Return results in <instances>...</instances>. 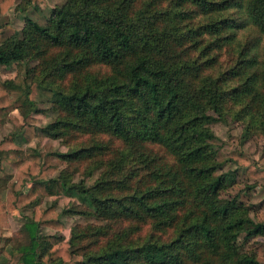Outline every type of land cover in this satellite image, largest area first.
Returning a JSON list of instances; mask_svg holds the SVG:
<instances>
[{
    "label": "trees",
    "instance_id": "16d2710c",
    "mask_svg": "<svg viewBox=\"0 0 264 264\" xmlns=\"http://www.w3.org/2000/svg\"><path fill=\"white\" fill-rule=\"evenodd\" d=\"M41 1L3 0L0 14ZM33 61L31 82L0 79V131L18 129L0 142V230L15 211L30 213L16 234L26 244L9 250L13 237H0V264H263L264 249L245 252L240 240L264 238V212L224 197L236 175L222 172L211 127L233 103L246 131L264 129V0H67L46 26L29 17L21 32L0 26V66ZM46 102L60 116L40 130L32 113ZM39 133L105 134L115 147L56 155L26 146ZM89 160L87 177L101 170L93 186L60 167ZM245 177L264 171L248 164ZM62 196L84 207L73 215L123 231L92 254L79 252L83 234L43 236L66 228L68 212L42 205Z\"/></svg>",
    "mask_w": 264,
    "mask_h": 264
},
{
    "label": "rangeland",
    "instance_id": "374dc122",
    "mask_svg": "<svg viewBox=\"0 0 264 264\" xmlns=\"http://www.w3.org/2000/svg\"><path fill=\"white\" fill-rule=\"evenodd\" d=\"M43 1V0H42ZM41 1V3H42ZM47 1V0H46ZM48 0L46 4H50ZM62 0H58L60 3ZM65 2L67 0H63ZM62 1V2H63ZM53 2V1H52ZM42 5V4H41ZM41 5L33 4L31 8H34L35 12H32L31 16L37 20V22L46 26L51 14V11H37ZM62 6V3H61ZM60 7V6H58ZM11 19V18H10ZM7 21V19L0 18V26ZM10 23V22H8ZM15 26L18 27V21H15ZM22 26L18 27L20 30ZM59 50H54L53 54L59 53ZM39 61L27 62L21 65L14 64L11 67L0 66V79L5 82L8 80H13L17 77L18 74H21L28 78V81L31 82L34 73L31 71L39 66ZM92 71L105 75L108 73L109 69L105 67H95ZM32 74V76H31ZM29 75V76H28ZM38 75V73L36 74ZM34 75V76H36ZM32 77V78H31ZM231 104V103H230ZM53 106L51 103H40L37 106L38 112L32 113V116L39 120L37 124L38 129H43L49 124L53 123L60 114L53 111ZM242 107L240 105H228L227 113L223 119L219 122L212 125V130L216 135V140L213 142L215 149L218 151V159L222 162H227L224 166L222 172L224 173H235L234 182L227 188V191L224 192V197L234 198L237 197L247 206H253L255 212H264V178H253L251 180L246 179V169L247 165H254L257 169L264 171V129L253 128L250 131H246V123L248 121H242V118L237 116V112L240 111ZM15 116L21 117L20 111L17 110L14 113ZM23 118L21 117V120ZM18 129L16 126L9 122L0 132V140L5 139L6 137L17 134ZM102 142L110 144V147H115L114 141L109 135L100 134V135H90V134H81L74 133L70 136L64 137L62 139H53L47 137L43 133H39V137L32 140L27 147L35 148L41 152H50L53 154H66L70 151L77 150L79 148L90 147L94 142ZM232 153H240L244 156L245 159L232 160L229 162L230 155ZM101 158L108 159L109 156H102ZM93 160H89L87 163H75L67 164L61 163V169H67L73 175V181L79 182L83 179L86 180L88 186H93L100 177L101 170H95L94 174L91 177L86 176V169ZM43 207L49 205H55L59 212H68L64 215L63 221L66 225V228L63 232H57L50 230L48 228L42 229V235H59L64 236L68 241L72 239L74 234H83L85 235L82 239L77 242L79 243V252L83 254H92L97 253L99 250L106 245L109 237L115 233L123 231L125 225L121 223H115L105 220H100L95 217H90L82 214L73 215L72 211L82 212L83 206L79 205V202L76 199H70L68 197L62 196L58 198L46 199L43 202ZM30 216V213L29 215ZM14 222V227L17 229L20 227V224ZM21 222V221H20ZM106 227L109 236L103 238L101 236L93 235L94 231L97 228ZM17 232H14L13 239L10 240L8 249L14 246V242L17 244L20 242L26 244L25 239H22V236L16 235ZM146 235V234H144ZM141 235L137 233L133 237V241H138ZM243 238V236H242ZM241 238L242 248L245 252H257L259 247L264 249V238L258 237L250 240L247 243L243 242ZM261 263L264 264V258L259 257ZM7 260L4 256L0 257V263H5Z\"/></svg>",
    "mask_w": 264,
    "mask_h": 264
},
{
    "label": "crops",
    "instance_id": "0c3cea01",
    "mask_svg": "<svg viewBox=\"0 0 264 264\" xmlns=\"http://www.w3.org/2000/svg\"><path fill=\"white\" fill-rule=\"evenodd\" d=\"M3 0H0V2H2ZM48 1V0H47ZM46 0H43L42 1V5L41 7H39V10L37 11H52L54 8L58 7V6H61V3L63 5L64 1L62 2H58V0H52L50 1V4H46L47 2ZM21 3V0H18L17 2V5H19ZM35 9L34 8H31L29 11L27 12H22V11H17L16 8H13L12 10H10V12H8V14L6 15H2L0 14V18H3V19H7V21H5L2 25H5L7 24L8 22H10V24L18 31V32H21L22 29L24 28V25H25V19L27 17L33 19L34 21L37 22L36 19H34L31 14L32 12H35L34 11ZM11 18V19H10ZM15 21H18L19 25L18 27L22 26V28L19 30L17 26H15ZM14 65V64H13ZM12 65V66H13ZM5 67V66H3ZM11 67V66H10ZM1 132V131H0ZM4 140V139H3ZM3 140H0L3 141ZM3 177V174L0 172V178ZM29 213H27L26 211H15L14 214L12 215L11 219H10V224H11V227L9 229H6V230H0V237L2 238H11L14 236V232H18L22 225L24 224V217L28 216ZM16 221H19L17 222V224H20L17 229H15L14 227V222ZM21 221V222H20ZM3 256L2 253L0 252V257Z\"/></svg>",
    "mask_w": 264,
    "mask_h": 264
}]
</instances>
